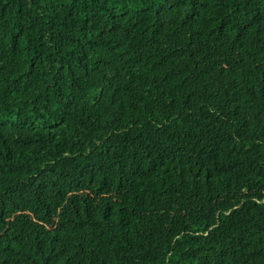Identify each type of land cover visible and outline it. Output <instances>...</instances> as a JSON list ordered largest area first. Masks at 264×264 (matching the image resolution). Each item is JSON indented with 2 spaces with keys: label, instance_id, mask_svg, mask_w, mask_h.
I'll use <instances>...</instances> for the list:
<instances>
[{
  "label": "trees",
  "instance_id": "1",
  "mask_svg": "<svg viewBox=\"0 0 264 264\" xmlns=\"http://www.w3.org/2000/svg\"><path fill=\"white\" fill-rule=\"evenodd\" d=\"M0 264H264V0H0Z\"/></svg>",
  "mask_w": 264,
  "mask_h": 264
}]
</instances>
